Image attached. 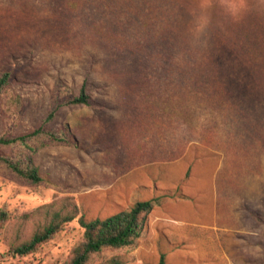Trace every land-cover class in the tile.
<instances>
[{
    "label": "rangeland",
    "instance_id": "rangeland-1",
    "mask_svg": "<svg viewBox=\"0 0 264 264\" xmlns=\"http://www.w3.org/2000/svg\"><path fill=\"white\" fill-rule=\"evenodd\" d=\"M42 123L63 82L90 104L64 106L75 144L33 154L46 180L0 165V264H63L79 217L106 218L171 193L123 264H264V0H0V69ZM7 127L0 106V134ZM5 153L12 147H0ZM182 195V196H181ZM77 214L37 251L11 245L55 212Z\"/></svg>",
    "mask_w": 264,
    "mask_h": 264
},
{
    "label": "trees",
    "instance_id": "trees-1",
    "mask_svg": "<svg viewBox=\"0 0 264 264\" xmlns=\"http://www.w3.org/2000/svg\"><path fill=\"white\" fill-rule=\"evenodd\" d=\"M15 73L11 68L0 69V106L5 114L7 127L0 134V147L10 146L12 152L5 153L0 150V165L20 180L39 184L46 180L41 176L35 164L33 154L46 144H75L69 125L48 128L60 108L69 105L90 104L91 97L85 84L78 92H74L63 82H57L53 92L51 108L43 117L41 125L23 133L14 134L12 131L20 121L25 105L20 95L15 93L12 82ZM176 194H163L147 200H137L129 208L121 210L106 218L85 219L79 217L83 227L80 240L71 248L68 258L63 264H123L118 255H106V250L134 248L141 237L148 214L156 204L165 197H175ZM182 196V195H181ZM77 209L72 213L55 212L52 219L41 229L35 231L29 238L17 242L10 247L14 255L24 256L33 253L51 240L62 229L65 223L75 218ZM8 212L0 209V230L8 220ZM157 264H166L165 255H160Z\"/></svg>",
    "mask_w": 264,
    "mask_h": 264
}]
</instances>
